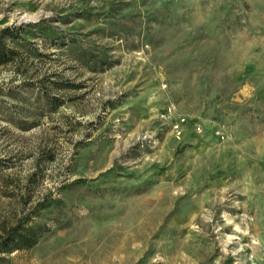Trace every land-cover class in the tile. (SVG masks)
Wrapping results in <instances>:
<instances>
[{"label": "rangeland", "instance_id": "1", "mask_svg": "<svg viewBox=\"0 0 264 264\" xmlns=\"http://www.w3.org/2000/svg\"><path fill=\"white\" fill-rule=\"evenodd\" d=\"M5 28L0 232L48 230L0 264H264V0H0Z\"/></svg>", "mask_w": 264, "mask_h": 264}, {"label": "trees", "instance_id": "2", "mask_svg": "<svg viewBox=\"0 0 264 264\" xmlns=\"http://www.w3.org/2000/svg\"><path fill=\"white\" fill-rule=\"evenodd\" d=\"M15 30L5 28L0 30V62H6L17 51L7 48L3 39L5 37H17ZM48 228L41 224H34L30 219H19L15 225L4 227L0 232V252L30 248L35 245Z\"/></svg>", "mask_w": 264, "mask_h": 264}, {"label": "built area", "instance_id": "3", "mask_svg": "<svg viewBox=\"0 0 264 264\" xmlns=\"http://www.w3.org/2000/svg\"><path fill=\"white\" fill-rule=\"evenodd\" d=\"M177 127H178V126H177ZM226 136H227V135H225V134H222V137H223V138H225Z\"/></svg>", "mask_w": 264, "mask_h": 264}]
</instances>
